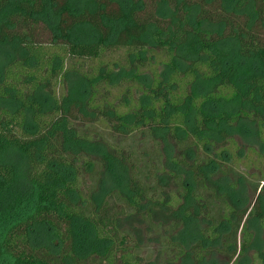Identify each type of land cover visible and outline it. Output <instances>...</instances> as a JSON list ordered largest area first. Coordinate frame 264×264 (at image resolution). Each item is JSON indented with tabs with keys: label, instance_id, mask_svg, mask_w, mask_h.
Masks as SVG:
<instances>
[{
	"label": "trees",
	"instance_id": "1",
	"mask_svg": "<svg viewBox=\"0 0 264 264\" xmlns=\"http://www.w3.org/2000/svg\"><path fill=\"white\" fill-rule=\"evenodd\" d=\"M248 153L264 0H0V264H143L146 231L161 264H264Z\"/></svg>",
	"mask_w": 264,
	"mask_h": 264
},
{
	"label": "rangeland",
	"instance_id": "2",
	"mask_svg": "<svg viewBox=\"0 0 264 264\" xmlns=\"http://www.w3.org/2000/svg\"><path fill=\"white\" fill-rule=\"evenodd\" d=\"M104 134V132H103ZM114 142V141H112ZM123 144L126 145L131 150L134 154L135 158V165L136 169L138 170V173H143L144 178L143 183L147 181L145 177L148 180H152V175L148 174V168L152 166L156 160V147L145 137L142 135H138L134 137L133 139L128 138V140H125L122 142ZM255 157L252 155V153H248V162L245 164L247 168H242L240 171L242 172H254L255 176H252L251 178H247V182L249 183V192L251 193L254 186L258 183V178L260 177V171H262V175H264V163L263 162H254L252 163L251 160L254 159ZM148 174V175H147ZM147 175V176H146ZM149 182V181H148ZM262 183H259V186H261ZM151 185V183H149ZM260 188V187H259ZM259 189L257 190L256 193H258ZM206 193V200L210 204V208L213 210L215 208H218V201L214 199L209 192ZM255 193V194H256ZM214 202V203H213ZM127 225V224H126ZM125 226V225H124ZM128 226V225H127ZM125 226L127 229L128 227ZM143 229V228H142ZM157 236L152 234L151 232H145L144 235L142 236L141 239V250L140 254H142V261L143 264H161V259L160 256L158 255L160 251V243L159 241L155 240ZM264 239V236H263ZM218 257V256H217ZM220 260V264H223V260H221L222 257H218Z\"/></svg>",
	"mask_w": 264,
	"mask_h": 264
}]
</instances>
